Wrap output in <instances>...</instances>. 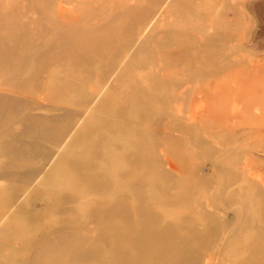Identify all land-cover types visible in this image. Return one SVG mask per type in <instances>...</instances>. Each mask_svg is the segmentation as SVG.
<instances>
[{
	"label": "rangeland",
	"instance_id": "374dc122",
	"mask_svg": "<svg viewBox=\"0 0 264 264\" xmlns=\"http://www.w3.org/2000/svg\"><path fill=\"white\" fill-rule=\"evenodd\" d=\"M0 264H264V0H0Z\"/></svg>",
	"mask_w": 264,
	"mask_h": 264
},
{
	"label": "bare ground",
	"instance_id": "6f19581e",
	"mask_svg": "<svg viewBox=\"0 0 264 264\" xmlns=\"http://www.w3.org/2000/svg\"><path fill=\"white\" fill-rule=\"evenodd\" d=\"M198 112V111H197ZM196 113V112H195ZM193 114H194V112H193ZM197 114V113H196ZM199 114V113H198ZM195 117H197V116H195ZM254 177H255V175H253ZM200 251V250H199ZM159 252H157V254H158ZM197 253H198V256L196 257V259H195V261H198V258H199V253L200 252H198V250H197ZM159 261V260H158Z\"/></svg>",
	"mask_w": 264,
	"mask_h": 264
}]
</instances>
